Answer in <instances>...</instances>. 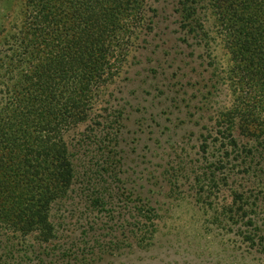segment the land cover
Listing matches in <instances>:
<instances>
[{
  "label": "trees",
  "instance_id": "16d2710c",
  "mask_svg": "<svg viewBox=\"0 0 264 264\" xmlns=\"http://www.w3.org/2000/svg\"><path fill=\"white\" fill-rule=\"evenodd\" d=\"M152 3L23 0L16 19H0V260L21 261L19 252L55 238L52 208L74 184L88 190L90 206L108 195L120 116L100 95L152 33ZM178 8L183 34L197 44L209 37L200 14L210 12L229 56L211 81L233 96L204 137L212 155L193 183L211 201L235 169L249 193L231 189L222 214L264 251L253 220L264 204V0H180Z\"/></svg>",
  "mask_w": 264,
  "mask_h": 264
},
{
  "label": "rangeland",
  "instance_id": "374dc122",
  "mask_svg": "<svg viewBox=\"0 0 264 264\" xmlns=\"http://www.w3.org/2000/svg\"><path fill=\"white\" fill-rule=\"evenodd\" d=\"M22 1L2 0L0 19H16ZM179 1L153 0L152 33L100 95L99 105L107 101L120 116L108 195L90 206L88 190L74 184L52 208L55 238L0 264H264V251L240 236L241 222L222 214L231 189H247L234 167L211 201L193 183L212 155L204 137L233 96L221 79L211 81L229 58L213 17L201 10L209 37L197 44L180 28ZM259 203L253 220L264 232Z\"/></svg>",
  "mask_w": 264,
  "mask_h": 264
}]
</instances>
